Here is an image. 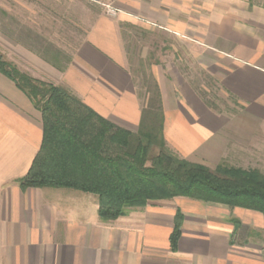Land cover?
<instances>
[{
  "label": "crops",
  "instance_id": "1",
  "mask_svg": "<svg viewBox=\"0 0 264 264\" xmlns=\"http://www.w3.org/2000/svg\"><path fill=\"white\" fill-rule=\"evenodd\" d=\"M114 1L136 12L109 5L94 19L63 71L11 38L18 30H0L15 56L8 60L135 132L142 101L124 27L142 24L166 35L171 40L166 50L173 57L174 42L180 40L235 105L215 112L174 60L158 61L150 69L161 93L166 144L189 162L211 168L222 161L241 166L240 154L228 151L230 146L247 148L264 135V0H216L209 19L205 9L194 18L184 7L179 17L176 0L107 3ZM41 140L40 111L0 74V264H264V218L257 211L234 207L239 222L235 228L227 206L176 197L105 222L98 217L94 194L71 188L22 189L17 180L28 172ZM176 209L183 221L172 251L169 236Z\"/></svg>",
  "mask_w": 264,
  "mask_h": 264
},
{
  "label": "trees",
  "instance_id": "2",
  "mask_svg": "<svg viewBox=\"0 0 264 264\" xmlns=\"http://www.w3.org/2000/svg\"><path fill=\"white\" fill-rule=\"evenodd\" d=\"M19 33L41 40L29 29ZM45 55L39 56L59 71L72 61L66 57L62 62L57 49L47 48ZM0 74L41 113V145L26 175L17 180L22 189L71 188L94 194L98 217L105 222L124 216L129 209L176 197L253 210L264 218L260 170L225 161L211 168L180 158L167 146L161 93L152 73L143 83L145 95L137 89L142 107L135 132L103 118L62 86L21 72L1 54ZM182 221L176 209L169 236L172 251L177 248Z\"/></svg>",
  "mask_w": 264,
  "mask_h": 264
},
{
  "label": "rangeland",
  "instance_id": "3",
  "mask_svg": "<svg viewBox=\"0 0 264 264\" xmlns=\"http://www.w3.org/2000/svg\"><path fill=\"white\" fill-rule=\"evenodd\" d=\"M107 1L0 0V30L8 33L13 30L21 31L23 28L29 29L35 35L39 34L41 40L34 35L10 36L30 47L38 55H45L47 48L60 50L63 62L66 57L73 56L94 19L104 13L109 5L110 7H120L136 12L134 8L121 5L118 1L111 4H108ZM205 3L204 0H185L184 4L182 0H176V12L178 11V16L181 17L184 7L190 10L191 17L197 18L199 12L205 9L209 19L211 16L213 17L216 0H206ZM123 32L128 48L131 49L130 59L132 63L130 68L140 93L145 95L143 83L145 80H150L151 65L155 64V61L170 59L174 60L185 78L188 79L209 108L215 112L234 109L235 103L232 97L224 92L213 76L200 70L193 57L182 47V41L175 40L173 57L171 49L169 48V52L166 50L171 40L167 39L166 35L161 32L156 33L150 27L142 24L126 25ZM9 51L6 40L0 37V54L6 60L15 57ZM237 148L239 150L236 149V145H233L228 151H238L240 154L238 160L239 162L242 161L240 163L242 167L256 168L264 173V135L257 137L247 148L245 146L240 147V145H237ZM227 209H229L230 221L237 228L239 222L233 208L228 207ZM252 234V232L249 234L250 237Z\"/></svg>",
  "mask_w": 264,
  "mask_h": 264
}]
</instances>
